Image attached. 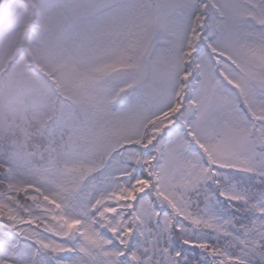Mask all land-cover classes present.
Wrapping results in <instances>:
<instances>
[{
	"label": "snow or ice",
	"instance_id": "obj_1",
	"mask_svg": "<svg viewBox=\"0 0 264 264\" xmlns=\"http://www.w3.org/2000/svg\"><path fill=\"white\" fill-rule=\"evenodd\" d=\"M0 264H264V0H0Z\"/></svg>",
	"mask_w": 264,
	"mask_h": 264
}]
</instances>
